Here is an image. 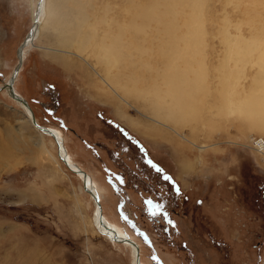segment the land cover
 <instances>
[{"label":"rangeland","instance_id":"rangeland-1","mask_svg":"<svg viewBox=\"0 0 264 264\" xmlns=\"http://www.w3.org/2000/svg\"><path fill=\"white\" fill-rule=\"evenodd\" d=\"M91 1L90 17L83 25L85 37L91 38L82 47L84 53H77L73 45L66 55L57 50L61 27L55 23L72 16L71 0L46 1L52 10L47 33L24 49L22 67L13 80L16 93L27 101L38 124L60 132L69 159L91 177L102 205L104 189L115 191L112 198L106 194L113 218L105 210L103 214L134 238L144 264H205L200 255L208 264H264V150L250 143L251 137L264 138V125L255 127L261 118L251 114L259 84L264 91V49L253 44L264 45V0L183 2L188 5L182 11L188 13L179 12L178 22L173 21L179 25V37L188 32L183 22L191 21L190 49L200 50L198 45L206 54L199 65L205 71L203 79L194 78L192 67L182 64L181 57L188 61L187 48L170 49L180 61L176 67L170 65L174 70L158 61L156 51L172 40L160 32L161 23L152 11L149 14V7L165 6L158 0H140L138 6L148 12L136 32L134 25L141 19L134 14L133 20L131 0H120L114 7L107 5L109 0ZM38 2L0 0V264H133L128 247L112 242L92 224L94 203L80 176L62 162L54 139L43 133L41 137L24 122L21 107L1 88L19 61L18 48L31 31ZM121 5H130L128 28L120 36L126 46L107 50L108 67L120 77L119 83L131 85L143 97L127 96L125 102L99 81L92 65L101 40L111 43L119 30ZM105 9L109 13L104 15ZM200 10L203 18L198 17ZM200 20L202 38L196 33ZM250 45L253 48L247 49ZM60 55L70 60L63 64ZM178 72L183 76L177 80L163 77ZM190 83L194 90L183 97L179 133L155 123L138 107L148 95L147 102L168 106L172 94L165 91ZM222 97L232 102L229 107ZM215 193L233 200L230 211L242 223V239H229L202 216L205 200ZM148 201L162 206L156 215ZM224 203L221 200L222 211L230 205ZM121 204L131 214H125ZM185 224L190 226L188 235Z\"/></svg>","mask_w":264,"mask_h":264},{"label":"bare ground","instance_id":"bare-ground-1","mask_svg":"<svg viewBox=\"0 0 264 264\" xmlns=\"http://www.w3.org/2000/svg\"><path fill=\"white\" fill-rule=\"evenodd\" d=\"M46 1L47 0H42V1L39 0V2L37 4V7H36V10L33 12V18H32L33 24H32L31 31H29V33L26 34V38L24 39V41L21 43L20 47L18 48V58H19V61H18L17 65H16V67H15V69H14L11 77L9 78V80L6 81L1 86V88L5 89L7 91V93H8V95L15 102H17L18 105L21 107L23 113L25 114L24 116H26L24 122L26 121L28 123V125L31 124L30 123L31 121H34L35 123H37V121L34 118V116L32 114V111H31V109H30L27 101L22 96H20L18 93H16L13 80L16 79L15 76H17L18 69H21V67H22V59H23V54H24V51H25L24 49L27 48L28 45H33L34 44V40L39 39V36L41 35V33L46 32L47 27L49 26V25H46V24H47V22L49 20V17L51 15L52 10L50 9V6H49L48 3H46ZM131 1H132V2H130L131 3V6H134V10H133V20L135 21L134 14H135L136 20L137 19H141V22L140 23L138 21L134 25V28L133 29H135V32H136V30L137 31L140 30V28L142 27V24H144V12L145 13L148 12V9L143 10L140 6H138V3L141 2L140 0H131ZM184 1L186 2L187 0H158V3L160 5H165L162 10H159L157 5L156 6H153V7H149V14L152 11V13L154 14V18L157 19L158 24L161 23V25L159 27L163 31L159 29L160 32L167 33L172 38V40L170 41V43L168 44L167 47L166 46L165 47H162L161 49H158L156 51V55L160 58L158 61L161 64H163V65L164 64H167V65H169V67H172L170 65L178 64V62H180V61L178 60L179 59V56L178 55H176V54L175 55H172V54L170 55L169 54V53H171L170 49L173 52H176V49H186L187 48V50H189L190 53H186L184 51L183 52L186 53V56L188 58V61L187 62L184 61V57H181V59H183L182 60V64H186V65H189L190 67H192V71H193L194 78L199 77L197 79H203L205 77V71L199 65L205 61L206 54L204 53V49L200 48L198 45H195V48L196 49H200V50H197L196 51L195 49L194 50L193 49H190L191 47H193L192 40L190 39V35H191L190 23H191V21L186 20L185 22H183L184 25L186 26L188 32H185L183 34V36H181V37H179L177 35V29H178L179 25H176V23H175V21L178 22V18L176 17V14H178L179 12H184L182 10L188 5L187 3H183ZM119 2H120V0H109L107 2V5L110 4V5H112L114 7V6H117V4ZM197 2L204 4L205 3V0H191L189 3H197ZM91 5H92V1L91 0H71V2H70V7L71 8H69V9H70V12L71 11L73 12L72 13V16L71 17L69 16V18H66V20H62V21H60V20H57L56 21L55 20L56 21L55 24L57 26V29L61 27V34H59V35L57 34L56 35V42L58 43L59 47L61 48V49H58L57 48V50L59 52L65 53V55H66V54H68V52H70V50H72V46L73 45H77V47L74 46L75 47L74 50L77 53H84L82 51V47H86V44H87V42L89 41V39L91 37H85V31L83 30V25L86 24L85 21H87V17H90V16H88V12L90 10ZM121 6H122L121 8H118L119 11L123 10V13H122V15L120 17L121 18L120 23L117 25V27L119 28V30L116 33V36H114V39H112L113 37H110L112 39L111 43H109L110 40H109V42L106 41L108 38L106 40H104V39L101 40V44H100L99 48H100V50H102V49L105 50V52H101L98 49L99 52H96L95 53V61H94V63L92 65L97 68L96 70H98L97 71V74L100 75V78H99L100 80L99 81H101L103 84H106L108 86V88L111 90V92H115L125 102L126 101L125 100L126 99L125 97H127V96H128V98L131 97V96L133 97L134 95H138L140 98H143V97L140 94H138L136 90H134L133 88H131L130 87L131 85L128 86L126 84L119 83L120 80L118 78H120V77L117 78L116 77L117 75L115 76L114 73H111V71H113V69H111V71H110V68L108 67L110 62H109V60H107V54H106L107 53V50L108 49H111V52H112L113 49H115V51H116L117 49H124V47L126 46L125 44H123L120 41V36L121 35L123 36V34H124L123 33L124 28H126V27L128 28V24L129 23H128L127 19H126V17H127L126 15L128 14V10L130 9V5L128 7H125L123 5H121ZM104 8H107V7H104ZM108 13L109 12H107V9H105L104 15L105 14H108ZM184 13H188L187 10H185ZM169 14H173L172 20L170 22H166L165 24H162V22H164V20L166 19V17ZM204 14L205 13H203L202 10H200L199 13H198V17L199 18H203V16H205ZM46 17H47V19H46ZM111 19H113V17ZM173 19L175 21H173ZM107 24H110V23L108 22ZM196 33L201 38L204 35V30L202 28V21L201 20L199 22L198 29H196ZM229 33H230V30H229ZM229 33H228V31H226V33H225L224 36H226V37L229 36ZM241 35H238V36H240L242 38V41H245L246 39H248L247 37L245 38L244 35H242V36ZM112 36H113V34H112ZM129 37H130V34H129ZM122 39H123V37H122ZM227 39H230V37L227 38ZM254 40H256V39H254ZM180 41H181V44L182 45L184 44V46H182L181 44H179ZM229 41H232V39L228 40V43H229ZM202 42H203V39L198 40V43H202ZM254 42L255 43H253V44H255L258 49H264V47H262V46H264V45H262L263 44L262 41H261V43H262L261 45H260V41H259V45H258V43L256 41H254ZM232 44L233 43H231V45ZM226 45H227L228 49H232V47H230L227 43H226ZM227 47H225V48H227ZM42 48H44V47H42ZM238 48L239 47H237V49ZM251 48H253V45H250L247 49H251ZM114 54H115V52H114ZM65 55H63V56L60 55L61 57H58V58L62 59L63 64H66V62H68L70 60L69 59L70 57L65 56ZM86 55H88V54L86 53ZM111 55H112V53H111ZM161 55H162V58H161ZM197 56L200 57V59L198 58V60H200V61H198V60L195 59V57H197ZM263 56H264V53H263ZM110 61H111V59H110ZM195 61H198V67H194L193 68L192 65H193V63ZM114 64H115V62H114ZM167 65H165V66L167 67ZM180 65H181V63H180ZM261 66L262 65H260V67ZM166 67H164L162 69L165 70ZM175 67H176V65H175ZM258 67H259V65H258ZM126 68H129V67H126ZM174 69L175 68H173V70ZM167 73L165 75H163V77L166 76V78L169 79V81H173L172 79L177 80L176 78H181L183 76L182 74H179V72L176 75H173V76H169L170 73L169 74H167ZM174 73H175V71H174ZM195 74H196V76H195ZM257 74H258V72H257ZM125 75H126V73H125ZM171 75H172V73H171ZM261 76H262V74H261ZM184 77H186V75ZM154 79L157 80V78H154ZM189 79H190V82H191V80H193V78L192 79L189 78ZM189 79L187 81H189ZM129 80H130V77H129ZM164 80H166V79L164 78ZM180 82H181V80H180ZM172 83H174V84H172L174 86L177 82H172ZM182 83H184V82H182ZM182 83H180V84H182ZM177 85L179 86V84H177ZM191 85L192 84L190 83L189 85L187 84L185 87H181V88L180 87H174L170 91H168V90L165 91L167 93L170 92L172 94L171 95V99L169 101V103H171V104L169 105V103H168V106H163L160 103H158V101H155V100H154L155 102L154 101L153 102L152 101H149L150 99L149 100L147 99L149 101V102H147L146 101V98L149 96L148 95L146 98H144V100H145L144 103L145 104L140 105L138 107H141L142 106V108L144 109V111H146L149 115H151V118L153 119V121L155 123L160 124V125H163V126H167L171 131H174V132L179 133L177 131V128H178V130L180 129L178 126H179V123L182 122L181 121L182 119H181V116H179V113L182 110L184 112V109H183V106H182L183 97L185 95L189 94V93H192V91L194 89L191 88ZM162 86H164V85H162ZM162 86L160 88H162V90H163V87ZM165 86H164V88H166ZM194 86H196V85L194 84ZM150 88H152V87H150ZM261 88H262V85L259 84L258 85V92L254 93L255 98H253V107L254 108H253V113L251 112V114L253 116H256L257 118H261V121L258 119V121L260 122L259 123L260 125L258 124V122H256L255 127H261L262 125H264V122H262V119H264V96H261L264 91H261ZM140 89H142V88H140ZM195 89L197 90V88H195ZM142 90H144V89H142ZM159 91L157 90V92H159ZM117 92H119V93H117ZM148 93H150L149 90H148ZM13 96L19 98L20 100H23L25 102V104H23V102L18 101L17 98H14ZM138 96H136V98ZM143 96H144V93H143ZM191 96H193V95L192 94L190 96L188 95V97H191ZM152 97L153 96H151V98ZM158 97H160V96H158ZM161 97H163V96H161ZM224 98H223V103L225 105H228V107H229L230 103H232V102L229 99L227 100V99H224ZM144 100H142V102ZM167 100L168 99H166V102H168ZM159 102H161V100H159ZM190 108H191V106H190ZM146 112H145V115H148V114H146ZM173 112H175L177 115H174ZM182 116H183V114H182ZM130 122H132V121H130ZM167 123H169V125ZM38 125L43 129L42 131L39 130L38 128H36V127H33L32 125L31 126L34 128V130L37 131V133H39V135H41L43 133V134H46V135L51 136L54 139V141L56 142V144L58 146L57 147V149H58V155H60V158L62 159V162L70 170L74 171L78 176H80V178H81V180L83 182L84 190L89 193V196L91 197V199H92V201L94 203V212H93L92 224L95 226V228L100 233H102L105 236H107L112 242H120V243L124 244L126 247H128L129 250L131 251L133 264H140V262H139L140 261V247L138 246V244L136 242L132 241L131 239H128V237L126 238V236H124L123 233L120 232L119 228L117 226H115L112 222L108 221L107 218L104 216L103 211H102V207H101L100 202H99V198H100L99 190H97L96 185H94L92 183L91 177L88 174H86V172L82 171L76 164H74L69 159V157L67 155V152L65 150V147L63 145V138H62V135L60 134V132L58 130H56V129H51V128L42 126L40 124H38ZM41 137H42V135H41ZM41 137L40 136L38 137V140H37L38 143H41V141H42ZM251 138H250V143H251ZM41 144H43V143H41ZM93 195L96 196L97 202L94 201Z\"/></svg>","mask_w":264,"mask_h":264},{"label":"crops","instance_id":"crops-1","mask_svg":"<svg viewBox=\"0 0 264 264\" xmlns=\"http://www.w3.org/2000/svg\"><path fill=\"white\" fill-rule=\"evenodd\" d=\"M212 190H214V192H215L216 189H212ZM210 191L211 190L208 188L207 192H210ZM102 194H103L102 195L103 205H102V203H100L101 207H102V211L105 210L106 213L112 217V215L110 214L111 211L108 209V202H107V195L106 194H108L112 198V196L116 195V193H115V191L113 192L110 188L106 187L104 189V192H102ZM223 197H221V195L218 193H215V194H213V196L208 197L207 200H205L206 203H204L206 212L202 211L201 214L203 217H205V219H207V222H211L213 224L212 229L222 230V233L227 235L229 239H233V238L236 240L242 239L243 238V227L241 225L242 223L240 221H238L239 220L238 217H236L235 215L234 216L232 215L234 213L233 210L230 211V208H232L233 200L228 199V197H224V198ZM221 200H223L225 202L224 204H222V206H224L225 204L227 205V203L229 204V202H230V205H227L225 210L223 209V211H222V208H220L221 207ZM115 201H116V199H115ZM100 202H101V200H100ZM103 206H104V209H103ZM119 206L125 208V214H126V212H127V214H131L130 210L127 209L124 204L123 205L121 204ZM111 207H112V205H111ZM113 212H114V209H113ZM190 224H191V222H190ZM189 227L190 226L188 224H185L186 234L188 233L187 230ZM232 229H234L235 231L232 232ZM123 233L126 236H128L132 241L136 242L134 240V238L128 232L123 231ZM193 242L195 245H196V243H198V242H196L195 239L193 240ZM197 245H199V243ZM200 257L202 259V262H204L205 264H208L207 258L203 257L202 255H200ZM140 260H141V255H140ZM141 263L144 264L142 262V260H141Z\"/></svg>","mask_w":264,"mask_h":264},{"label":"built area","instance_id":"built-area-1","mask_svg":"<svg viewBox=\"0 0 264 264\" xmlns=\"http://www.w3.org/2000/svg\"><path fill=\"white\" fill-rule=\"evenodd\" d=\"M251 145L259 150V151H263L264 150V139L262 137H252L251 138Z\"/></svg>","mask_w":264,"mask_h":264},{"label":"snow or ice","instance_id":"snow-or-ice-1","mask_svg":"<svg viewBox=\"0 0 264 264\" xmlns=\"http://www.w3.org/2000/svg\"><path fill=\"white\" fill-rule=\"evenodd\" d=\"M158 171H159V170H158ZM163 179H165L166 181L171 180V178L168 177V176H164ZM147 203H148V204L151 206V208L153 209V211H152V215H156V211L159 210L160 207H162L161 205H152V202H151V201H148Z\"/></svg>","mask_w":264,"mask_h":264},{"label":"water","instance_id":"water-1","mask_svg":"<svg viewBox=\"0 0 264 264\" xmlns=\"http://www.w3.org/2000/svg\"><path fill=\"white\" fill-rule=\"evenodd\" d=\"M13 97H14V96H13ZM14 98H17V97H14ZM17 100L20 101V102H23V104H25V102H24L23 100H20L19 98H17ZM30 123H31V125H32L33 127H36V128H38L39 130H41V131L43 130V129H42L37 123H35L34 121H31ZM93 199H94L95 202H97V198H96V196L93 195Z\"/></svg>","mask_w":264,"mask_h":264},{"label":"flooded vegetation","instance_id":"flooded-vegetation-1","mask_svg":"<svg viewBox=\"0 0 264 264\" xmlns=\"http://www.w3.org/2000/svg\"><path fill=\"white\" fill-rule=\"evenodd\" d=\"M100 145H102V144H100Z\"/></svg>","mask_w":264,"mask_h":264}]
</instances>
